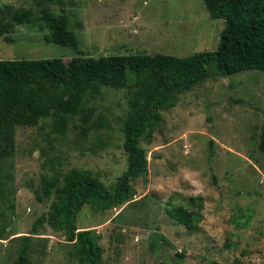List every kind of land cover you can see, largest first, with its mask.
<instances>
[{"label":"rangeland","instance_id":"1","mask_svg":"<svg viewBox=\"0 0 264 264\" xmlns=\"http://www.w3.org/2000/svg\"><path fill=\"white\" fill-rule=\"evenodd\" d=\"M0 8L7 11L0 28L17 10L34 12L33 23L4 32L11 42L0 36V60L62 58L69 64L81 56L45 40L47 9L67 15L78 51L105 65L101 94L90 102L105 127L82 137L78 121L65 134L53 132L51 118L18 126L11 155L0 160V264H14L12 239L28 235L51 209V200L37 198L42 177L76 168L111 188L141 168L127 137L138 88L126 57L145 51L183 58L216 50L224 21L210 16L204 0H0ZM143 78L149 81L148 72ZM166 99L141 142L147 181L131 179L133 193L123 206L74 211L67 228L95 230L103 264H264V71L217 75ZM198 196L201 220L189 231L171 213ZM66 234L41 227L32 263L87 264Z\"/></svg>","mask_w":264,"mask_h":264},{"label":"trees","instance_id":"2","mask_svg":"<svg viewBox=\"0 0 264 264\" xmlns=\"http://www.w3.org/2000/svg\"><path fill=\"white\" fill-rule=\"evenodd\" d=\"M210 16L224 21L216 50H205L188 57L178 58L145 51L126 57V66L136 76L138 88L132 101L128 118L127 137L133 151L142 162L139 170H132L107 188L92 173L73 168L66 173L56 172L41 179L37 198L51 200L47 215L39 217L26 236L13 238L17 245L14 264H33L30 251L33 239L40 228L48 225L54 231L66 229L69 242L77 244L87 264H103L102 248L95 230L67 228L73 212L87 205L102 210L123 206L130 201L133 187L131 179L148 178V159L141 147L147 132H152L158 122V112L167 96L190 90L197 83L217 75L224 77L245 71H264V0H204ZM9 11V10H8ZM7 12V11H6ZM0 8V15L5 14ZM44 22L50 33L48 43L75 50L81 56L67 64L62 58L0 60V160L11 155L16 127L37 126L42 119L51 118L54 133L65 134L71 123L80 122L77 128L82 137L106 126L97 109L90 102L101 94L105 80L102 58L78 51L80 41L70 26L67 15L56 16L44 9ZM0 36L13 25L34 21L31 9H20L11 16ZM12 41L9 36H4ZM148 72L149 81L143 78ZM211 149L214 142L210 143ZM264 151V141L261 144ZM204 207L203 198L189 197L177 207L172 217L189 231L198 228ZM0 239L3 237L0 236Z\"/></svg>","mask_w":264,"mask_h":264}]
</instances>
